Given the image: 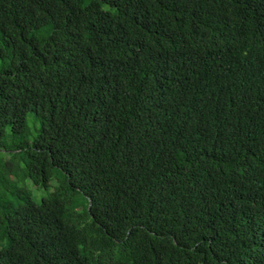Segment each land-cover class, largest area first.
Returning <instances> with one entry per match:
<instances>
[{
	"label": "trees",
	"instance_id": "16d2710c",
	"mask_svg": "<svg viewBox=\"0 0 264 264\" xmlns=\"http://www.w3.org/2000/svg\"><path fill=\"white\" fill-rule=\"evenodd\" d=\"M0 264H264V0H0Z\"/></svg>",
	"mask_w": 264,
	"mask_h": 264
},
{
	"label": "rangeland",
	"instance_id": "374dc122",
	"mask_svg": "<svg viewBox=\"0 0 264 264\" xmlns=\"http://www.w3.org/2000/svg\"><path fill=\"white\" fill-rule=\"evenodd\" d=\"M35 187V186H34ZM45 195V193L43 192V191H40V198L42 197V196H44Z\"/></svg>",
	"mask_w": 264,
	"mask_h": 264
}]
</instances>
